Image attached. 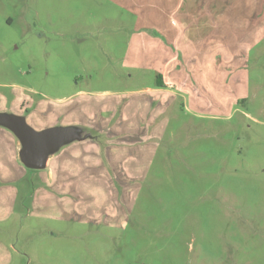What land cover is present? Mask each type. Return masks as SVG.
I'll return each mask as SVG.
<instances>
[{
	"label": "rangeland",
	"instance_id": "1",
	"mask_svg": "<svg viewBox=\"0 0 264 264\" xmlns=\"http://www.w3.org/2000/svg\"><path fill=\"white\" fill-rule=\"evenodd\" d=\"M179 2L0 0V264H264V0L166 65Z\"/></svg>",
	"mask_w": 264,
	"mask_h": 264
},
{
	"label": "crops",
	"instance_id": "2",
	"mask_svg": "<svg viewBox=\"0 0 264 264\" xmlns=\"http://www.w3.org/2000/svg\"><path fill=\"white\" fill-rule=\"evenodd\" d=\"M189 1V5L187 6L188 10L183 14L182 17V26L179 27L176 24L174 25V38L172 39L170 35H167V32L165 30V39H167L168 41V37L171 38L170 43H165L162 41V43H160L161 47L165 49L168 48L169 45L176 48L175 56H173V54L171 53L172 56H170L169 60L166 62V65L173 64L174 62L179 61V58H183V62L185 63L192 62L195 65H200V60L203 61L204 58H209L210 56H213L214 58L220 57L224 60V63H228V65H231L234 61L233 55H235V57H238L240 56V53L239 55L238 53H233V50L231 49L232 43H230V41L226 39V30L224 25L226 23V19L224 17H229L227 25H230V17L232 15L231 11L233 6H236L237 12L240 11L239 15L243 13V15H245L246 17V0ZM183 5V0H180L177 6V10ZM217 19H221L223 21V24L220 26L221 28H218L221 43H216ZM234 44L242 45V43ZM185 60L189 62H186ZM177 69L179 70V68ZM230 69L231 68H228V71ZM160 83L162 84V86L154 91L150 90V93H156L161 97V94L163 93L162 91H165L162 90V88L166 86H172V84L168 81V77L166 75L160 76ZM49 172L52 174L51 169L49 170Z\"/></svg>",
	"mask_w": 264,
	"mask_h": 264
},
{
	"label": "water",
	"instance_id": "3",
	"mask_svg": "<svg viewBox=\"0 0 264 264\" xmlns=\"http://www.w3.org/2000/svg\"><path fill=\"white\" fill-rule=\"evenodd\" d=\"M32 150L30 161L28 162V166L31 169H39L42 168V161H43V152L39 148V144L37 143Z\"/></svg>",
	"mask_w": 264,
	"mask_h": 264
},
{
	"label": "trees",
	"instance_id": "4",
	"mask_svg": "<svg viewBox=\"0 0 264 264\" xmlns=\"http://www.w3.org/2000/svg\"><path fill=\"white\" fill-rule=\"evenodd\" d=\"M158 83H157V85L159 86V87H161L162 86V84L160 83V76L158 77Z\"/></svg>",
	"mask_w": 264,
	"mask_h": 264
},
{
	"label": "flooded vegetation",
	"instance_id": "5",
	"mask_svg": "<svg viewBox=\"0 0 264 264\" xmlns=\"http://www.w3.org/2000/svg\"><path fill=\"white\" fill-rule=\"evenodd\" d=\"M40 148V147H39ZM36 170V169H35Z\"/></svg>",
	"mask_w": 264,
	"mask_h": 264
}]
</instances>
